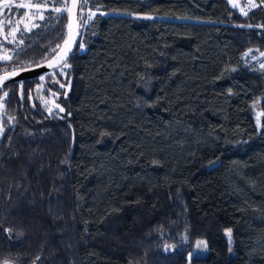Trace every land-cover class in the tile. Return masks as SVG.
<instances>
[{
  "label": "trees",
  "instance_id": "1",
  "mask_svg": "<svg viewBox=\"0 0 264 264\" xmlns=\"http://www.w3.org/2000/svg\"><path fill=\"white\" fill-rule=\"evenodd\" d=\"M246 13L88 0L66 75L0 90V261L264 264V71L243 60L264 52V5ZM65 26L23 35L0 74L47 62Z\"/></svg>",
  "mask_w": 264,
  "mask_h": 264
},
{
  "label": "snow or ice",
  "instance_id": "2",
  "mask_svg": "<svg viewBox=\"0 0 264 264\" xmlns=\"http://www.w3.org/2000/svg\"><path fill=\"white\" fill-rule=\"evenodd\" d=\"M0 2H3V0H0ZM88 0H79V9L81 14L83 13V9L87 6ZM229 3H232V0H229ZM77 4H78V0H71V4H69L67 2V0H56V3H53L51 5V9H50V13H54L55 15V19L57 20V22H61L64 18H65V14H67V19L69 21V23L67 24L68 29L70 30V38L69 39H64L63 40V45L64 47L61 48L60 43L58 42L55 47H53L51 49L52 53H54L50 63L48 64V66L50 68H55V67H60V74L61 75H66L63 72V68H69L71 67V65L68 63L67 60V56L69 51H71V46H72V41H71V29L73 27V10L77 8ZM261 5H264V0H260L259 4H256L254 2V0H249V7H259ZM17 9L19 8H26V9H35L34 12H32L31 14H29L28 12H25L22 15V17H28L29 21L32 20V17H35L37 19H39L40 21H44L46 19L44 12L47 11L49 9V0H28L27 3H18L15 5ZM236 5L233 4V7H235ZM11 10V8L9 7V11ZM97 11H99V9H97ZM95 12H89L87 19L88 20H92L93 16H95ZM101 15H104L103 12L100 13ZM244 15H247V13L245 12ZM53 16L50 14L47 19H52ZM144 19H154V17L150 16V15H145L143 17ZM178 19H180L181 17H177ZM184 19H186L187 17H183ZM21 23H23V19H21L20 21ZM40 25L37 23H24V27L20 28L18 26H14L12 28L9 29L8 33L4 36V40L7 41L8 43H12V44H19V45H23L24 44V37H23V33L25 32H31L33 28H39ZM247 27L251 28L253 27V25H247ZM257 27H260L262 29H264V25H258ZM19 32L20 36L18 37L15 33ZM3 47V43L0 42V48ZM80 48L81 50H83L84 45L80 44ZM57 49H60V51H57ZM25 49L24 48H20L16 53H15V58L17 60V63H19V57L21 55L22 52H24ZM251 51V50H249ZM46 53H47V49H46ZM249 53H245L244 55L247 56ZM261 56H264V52L260 53ZM45 59H48L47 54H45ZM0 59L5 60V61H13L14 56L12 55H7V56H0ZM260 68L264 69V62L260 63ZM231 71H236L235 68L231 69ZM16 73V68L14 67L11 71V73L6 74L5 76H0V90H2V88L4 87V80L8 78V75H14ZM41 80L44 79L43 76L40 77ZM141 79H144V77H141ZM56 83H58L60 85L61 88L66 87L65 84L60 83L59 80L56 81ZM150 83V81H149ZM69 85H70V81H69ZM229 94H231V89H229ZM3 95L5 97L8 96V92L4 91ZM55 95V94H54ZM151 106V105H149ZM56 108L59 109L60 112H64L65 109L63 107H61L59 104L55 105ZM49 113L51 114V109H49ZM69 115H71V113H68ZM4 132V128L2 126H0V134H3ZM107 134V133H105ZM66 163V161H65ZM138 202V201H137ZM2 227V226H0ZM3 231L6 233H11L13 231V229L11 228H3ZM231 233H232V229L231 228H227L225 229V235L229 238V244H231ZM170 247H174L171 245H165V250L167 251ZM196 250L199 251H206L207 250V242L204 240L198 241L196 244ZM229 253H231L232 249L231 247H229L228 249ZM196 258V251H189L188 255H187V262L186 264H191L192 260ZM37 259H39V257H37ZM0 264H13L12 261L10 260H4V261H0ZM33 264H35V262H33Z\"/></svg>",
  "mask_w": 264,
  "mask_h": 264
},
{
  "label": "rangeland",
  "instance_id": "3",
  "mask_svg": "<svg viewBox=\"0 0 264 264\" xmlns=\"http://www.w3.org/2000/svg\"><path fill=\"white\" fill-rule=\"evenodd\" d=\"M27 2H28V0H3V2H0V42L3 43V47L0 48V56H7V55L13 56L24 45V44L23 45L12 44V43H8L7 41L4 40V36L8 33L10 28H12L14 26H18L20 28H23L24 23L34 22V23H37L40 25L39 28H33L32 29V31H35L37 29H40L41 25H43V24H45V25L51 24V22L54 24L57 22V20L55 19L56 14L50 13L51 5L53 3H56V0H49V9L44 12V15L46 17V19L44 21H40L39 19H37L35 17H32V20L29 21L28 17H22L21 14H23L25 12H28L29 14H31L32 12L35 11V9H26V8L17 9L15 6L18 3H27ZM231 4L232 5L235 4L236 5L235 8H237L241 13H245L244 10L246 8H249V9L251 8L248 6L249 0H242L241 2H238V3H233V1H232ZM9 7L11 8L10 11H9ZM89 12H95L96 14H99V12H97V11L87 10V16H88ZM50 14L53 16V18L47 19V17ZM21 19H23V23L20 22ZM65 19H66V15H65ZM31 32H25V33H23V35L29 34ZM15 34L18 37L20 36L19 32L15 33ZM247 53H249V54L247 56L243 57L244 63L246 65H254L257 69L264 71V69L260 68V63L264 62V56L260 55V53H262V52L258 51V50H251V51L248 50ZM1 62H7V61L0 59V63ZM53 71H51L49 73H52ZM49 73H46V74H49ZM46 74H44V75H46ZM44 75H42V76H44ZM3 93L4 92H2L0 94V126H2L3 119L5 117L4 107H5L6 97L3 95ZM254 112L257 115L259 114L257 110H254ZM1 135L2 134H0V137H1ZM228 242H229V239H228ZM200 253H203V252L201 251ZM199 255H202V254H199Z\"/></svg>",
  "mask_w": 264,
  "mask_h": 264
},
{
  "label": "water",
  "instance_id": "4",
  "mask_svg": "<svg viewBox=\"0 0 264 264\" xmlns=\"http://www.w3.org/2000/svg\"><path fill=\"white\" fill-rule=\"evenodd\" d=\"M67 2L69 4H71V0H67ZM65 15H66V26H65V35H64L63 40L70 38V30L67 27V24L69 23V21L67 19V14H65ZM79 17H80V9H79V0H78L77 8L73 10V21H72L73 27L71 29L72 46H71V51H69V53H68L67 60L69 59V57L73 53V51L76 47V44H77L79 31L81 29V26L79 24ZM63 47H64V45H63V41H62L61 48H63ZM57 51H60V49H58ZM51 59H49L47 62L36 65L34 67L16 70V73L14 75H8V78L4 80V82H3L4 87H6L7 85H9L11 83H17V82H21V81H27V80L39 78L46 73H49L53 70L60 68L59 66L55 67V68H50L48 66V64L50 63ZM9 73H11V71L0 74V76H5L6 74H9Z\"/></svg>",
  "mask_w": 264,
  "mask_h": 264
},
{
  "label": "built area",
  "instance_id": "5",
  "mask_svg": "<svg viewBox=\"0 0 264 264\" xmlns=\"http://www.w3.org/2000/svg\"><path fill=\"white\" fill-rule=\"evenodd\" d=\"M233 3H238V2H241L242 0H232ZM248 10V8H246L244 11L246 12Z\"/></svg>",
  "mask_w": 264,
  "mask_h": 264
}]
</instances>
